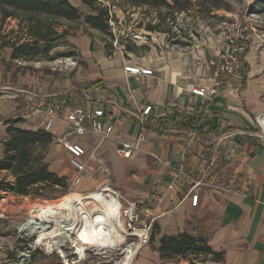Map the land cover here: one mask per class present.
<instances>
[{
	"label": "crops",
	"instance_id": "obj_1",
	"mask_svg": "<svg viewBox=\"0 0 264 264\" xmlns=\"http://www.w3.org/2000/svg\"><path fill=\"white\" fill-rule=\"evenodd\" d=\"M70 2L81 10L86 8L81 0ZM154 32L152 42L137 44L135 51L120 45L108 52L103 35L82 22L80 30L66 38L76 46V51H70L74 55H65L76 62L71 75L65 72L63 77H55L46 72L40 78L28 76L25 88L0 96V158L7 138L6 120L20 118L17 126L35 130L41 128L52 107L58 115L49 131L53 140L46 148L45 161L50 170L66 177L67 187L85 194L104 186L90 195L111 193L112 189L127 200L162 196L157 209L164 214L154 224V237L130 264H189L182 257L163 259L157 250L162 235L180 232L203 236L213 250L222 252L221 260L202 264H264V140L256 131V121L264 123L258 97L263 76L254 65L253 52L247 45L242 75L230 79L224 90L208 100L191 94L190 89L213 83L212 61L224 49L223 38L208 32L182 45L170 43L165 32ZM10 53L11 48H0V78L7 80L11 68L6 66L20 62L11 60ZM127 64H139L152 74H129L124 70ZM109 98L119 107L108 105ZM77 105L88 109L105 105L106 119L114 129L112 139L100 143L91 134L73 136L92 155L85 159L79 183L72 185L74 170L55 136L69 133L65 114ZM146 106L151 110L144 117V140L129 157L118 156V141L133 143L142 130L134 114ZM192 121L197 123L199 140L188 138ZM227 131L237 133L221 139ZM214 153L217 160L209 180L221 181L231 191L200 189L197 205L192 206L185 195ZM180 166L183 171L176 175ZM3 175L6 172L0 173Z\"/></svg>",
	"mask_w": 264,
	"mask_h": 264
},
{
	"label": "rangeland",
	"instance_id": "obj_2",
	"mask_svg": "<svg viewBox=\"0 0 264 264\" xmlns=\"http://www.w3.org/2000/svg\"><path fill=\"white\" fill-rule=\"evenodd\" d=\"M70 1L80 2V0ZM177 1L187 8L184 14L195 21L198 30L197 38L208 32L223 38V32H227L226 25L230 21L232 12L246 16L248 29L244 43L246 49L248 45V50L253 52L254 65L259 66V74L263 76V86L258 92V97L262 102L261 111H263L264 10L262 5L258 3V0ZM166 2L173 4V0H166ZM107 4L112 15L110 24L115 37L111 46L115 48L131 43L146 45V43L152 42L155 38V30L151 31L153 34L148 33L146 35L145 27L160 21V29H162L167 26L165 20L168 16L179 13L177 9L168 5L138 7L130 5L125 0H112L108 1ZM82 11L87 13L89 9L86 7ZM82 22L83 19L65 21L61 23L62 26L58 29L60 32L66 29L68 34H76L80 30ZM4 28L16 29L19 32L16 19H8ZM67 35L53 43L54 47L51 53L56 55L53 60L10 62V66L7 65L6 67L11 68V79L0 78V96L12 95L15 92L14 88H25V79L28 76L40 78L46 72L55 77H63L65 72L71 75L72 65H67L64 62L66 57L63 54L76 51V46L66 40ZM102 35V38L108 42L114 38ZM137 54L138 51L133 56ZM133 56L131 57L132 60L135 59ZM56 60H61V62L56 63L58 62ZM256 131L264 140V123L260 127L256 121ZM99 190L84 194L74 192V187H67L66 190L58 189V191L56 189H44L41 192H44L46 197L21 196L0 192V264H79L82 262L88 247L85 243L81 244L78 241L77 233H75V223L79 213L88 203H98L102 207L109 203L112 205L117 203L121 208L120 202L112 192L101 191L90 195ZM104 244L107 246L109 242L105 241ZM150 247L152 246L150 245ZM110 248V252L102 255L90 251L87 254L86 264H119L123 258L121 250L116 247ZM134 257H132V261Z\"/></svg>",
	"mask_w": 264,
	"mask_h": 264
},
{
	"label": "trees",
	"instance_id": "obj_3",
	"mask_svg": "<svg viewBox=\"0 0 264 264\" xmlns=\"http://www.w3.org/2000/svg\"><path fill=\"white\" fill-rule=\"evenodd\" d=\"M112 0H81L89 9L84 13L70 0H0V48H11V60H53L55 54L51 53L53 43L68 34V30L59 31L61 23L65 21H79L90 28L100 31L104 35L114 37L110 20L112 15L107 4ZM132 6H166L177 11H186L184 5L173 0V4L166 0H125ZM264 10V0H258ZM8 19H16V29H5ZM164 21V20H163ZM160 21L148 24V31L167 32L168 27L160 29ZM164 23V22H162ZM86 29V27H85ZM113 39L109 42L104 39L105 48L109 52ZM168 40V39H167ZM170 41V40H168ZM173 44L189 45L188 42H171ZM137 46L126 44L125 50L135 51ZM63 55H74L67 52ZM20 118L8 119L5 123L7 138L3 142V155L0 158V191L21 196L46 197L44 189H67L66 177L59 176L49 169L45 161V152L53 135L43 128L35 130L21 128L16 125ZM11 176L12 180L8 178ZM155 225L153 227V233ZM151 235L153 239L154 235ZM157 250L160 257L169 259L174 257L187 258L189 264H202L207 260L219 261L222 252L213 250L203 236H193L187 232L162 235L159 238Z\"/></svg>",
	"mask_w": 264,
	"mask_h": 264
},
{
	"label": "built area",
	"instance_id": "obj_4",
	"mask_svg": "<svg viewBox=\"0 0 264 264\" xmlns=\"http://www.w3.org/2000/svg\"><path fill=\"white\" fill-rule=\"evenodd\" d=\"M168 31L165 32L166 38L169 42H188L191 44L196 38L198 30L195 21L186 16L184 11L175 13L173 16H168L165 20ZM199 26V25H198ZM197 26V27H198ZM200 27V26H199ZM227 32H223L224 36V49L220 52L219 56L212 61L215 67V78L213 83L209 86L196 84L190 89L191 94L207 98H212L224 90L232 78H237L243 72V56L246 52V31L248 26L246 24V16L238 12L230 14V21L226 25ZM115 41V40H114ZM173 44V43H172ZM64 62L67 65L75 64L72 57H66ZM124 70L129 74L135 76L152 74V70L143 67L139 64L124 66ZM107 104L113 107H119L113 98L106 100ZM151 106H146L141 110L140 114H134L135 118L142 125V130L137 135L133 143L118 141L115 152L118 156L129 157L133 150L139 148L140 143L144 140L143 133L144 117L149 114ZM106 106L86 108L82 105H77L71 108L65 114V120L69 126V133L65 135L55 136V141L62 146L68 153V163L74 170L75 175L72 178L71 184L77 185L80 181V173L85 169L86 157L92 155L88 153L84 146L73 139L74 137H82L86 134H91L97 137L99 143L102 141L112 139L114 125L111 121L106 119ZM47 117L42 122L41 128L45 131H50L53 119L57 116L54 108L47 109ZM257 120V117H256ZM192 128L187 131L190 140H199L197 132V123L192 121ZM237 131H227L221 136V139L235 135ZM217 160V154L214 153L210 160L204 167L200 176L192 180L185 197H188L192 206H196L198 202V190L207 189L213 192L231 191L229 185L221 181L209 180L211 170ZM183 171V168H176V175ZM168 187H172L170 184ZM110 188V187H108ZM111 189V188H110ZM112 193L117 197L121 205V226L125 233L128 244L135 250L136 253L144 246H147L151 239L154 224L164 213L158 212V205L162 201V196L154 194L147 200H127L121 195H118L111 189Z\"/></svg>",
	"mask_w": 264,
	"mask_h": 264
},
{
	"label": "bare ground",
	"instance_id": "obj_5",
	"mask_svg": "<svg viewBox=\"0 0 264 264\" xmlns=\"http://www.w3.org/2000/svg\"><path fill=\"white\" fill-rule=\"evenodd\" d=\"M259 125L261 127V121ZM103 188L101 187L100 190ZM121 216V208L112 205V203L107 204L105 207L98 203H88L84 207L76 219L75 233H77L78 241L87 245L88 251L79 264H86L87 254L90 251L102 255L110 252V247L121 250L123 258L119 264L131 263L135 250L131 248L126 240L121 226ZM105 241L109 242L107 246L104 244Z\"/></svg>",
	"mask_w": 264,
	"mask_h": 264
}]
</instances>
